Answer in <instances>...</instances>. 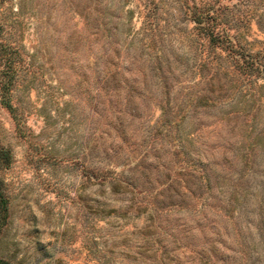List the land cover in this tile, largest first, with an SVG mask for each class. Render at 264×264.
<instances>
[{
	"label": "rangeland",
	"instance_id": "rangeland-1",
	"mask_svg": "<svg viewBox=\"0 0 264 264\" xmlns=\"http://www.w3.org/2000/svg\"><path fill=\"white\" fill-rule=\"evenodd\" d=\"M1 198L0 264H264V0H0Z\"/></svg>",
	"mask_w": 264,
	"mask_h": 264
},
{
	"label": "trees",
	"instance_id": "trees-1",
	"mask_svg": "<svg viewBox=\"0 0 264 264\" xmlns=\"http://www.w3.org/2000/svg\"><path fill=\"white\" fill-rule=\"evenodd\" d=\"M167 121H169V119H167ZM182 147V146H181ZM183 150V148H182ZM180 152H182L180 150ZM184 159V162L180 164V167L178 168L179 170L177 171L178 175L177 178L175 180H173L171 178V170L166 169L167 173L163 175V181L159 182L157 184H163L165 187L158 193L155 195V202L157 204H159L160 207H166L169 209H175V211H182L184 209H187V207L190 204V199L192 197L197 196V192H199L200 187L199 186H195L194 184L189 185V183H186V186L184 188H182V176L185 177L190 176V170L191 168L187 167L189 165L190 160L188 159V156L186 155V152L183 151V155L180 157ZM179 158V159H180ZM144 160L141 161V172L140 173H136V171H138V164H136L132 169H133V173L131 174L130 177L128 176H122L120 179L116 180L115 182V186H124L128 189H132L133 187H136L137 185H140V191L144 190L147 188V186L153 182V177H151V173L149 172V165L148 163H145ZM142 164L143 167H142ZM165 165H168V163H165ZM148 166V167H147ZM151 166V164H150ZM156 165H154L155 167ZM153 167V166H152ZM158 170V169H157ZM192 171V170H191ZM205 175L207 176V180L208 181V175L207 174H201L200 177H205ZM186 182V180H185ZM202 193L198 194L201 195ZM1 204H3L4 199L1 198L0 199ZM228 210V209H227ZM226 211V210H225ZM199 220V218L197 219ZM182 222V224H181ZM175 223L178 225H181V227L184 230V236L188 237V235L190 237L193 236L194 231L191 229L192 227H194L195 225L191 222L189 223H185L183 222L181 219L177 218ZM199 224H201L199 222ZM179 238L175 239V243L179 244L177 242ZM193 241H191L190 239L188 240V243L191 244ZM187 242H185V244L188 245ZM197 246V245H196ZM204 245H201V248L197 251V252H201V249ZM191 252L194 253V247L190 249ZM196 252V253H197ZM173 258H177V257H173ZM204 258V257H203ZM201 258V260H204L203 264H208V257H206L205 259ZM2 264H9L6 262H1Z\"/></svg>",
	"mask_w": 264,
	"mask_h": 264
}]
</instances>
